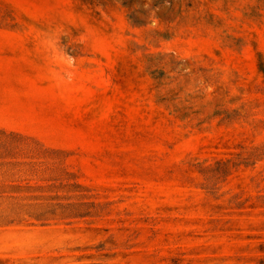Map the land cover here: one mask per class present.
Listing matches in <instances>:
<instances>
[{"label": "rangeland", "instance_id": "1", "mask_svg": "<svg viewBox=\"0 0 264 264\" xmlns=\"http://www.w3.org/2000/svg\"><path fill=\"white\" fill-rule=\"evenodd\" d=\"M0 264H264V0H0Z\"/></svg>", "mask_w": 264, "mask_h": 264}]
</instances>
